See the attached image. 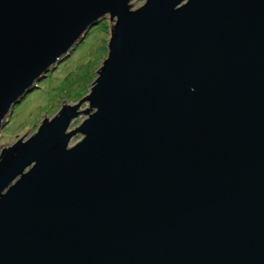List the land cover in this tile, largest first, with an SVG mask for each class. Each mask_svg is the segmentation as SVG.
Returning a JSON list of instances; mask_svg holds the SVG:
<instances>
[{
	"label": "water",
	"instance_id": "1",
	"mask_svg": "<svg viewBox=\"0 0 264 264\" xmlns=\"http://www.w3.org/2000/svg\"><path fill=\"white\" fill-rule=\"evenodd\" d=\"M132 1L0 0V128L116 20L90 93L0 145V264H264V0Z\"/></svg>",
	"mask_w": 264,
	"mask_h": 264
},
{
	"label": "rangeland",
	"instance_id": "2",
	"mask_svg": "<svg viewBox=\"0 0 264 264\" xmlns=\"http://www.w3.org/2000/svg\"><path fill=\"white\" fill-rule=\"evenodd\" d=\"M145 0H133L135 9ZM116 20L110 14L98 20V24L89 28L64 56L52 65L34 87L16 103L8 113L4 125L0 128V145H11L23 137L32 136L46 117H53L66 103L76 104L91 91L92 82L97 78V70L108 55L111 27ZM112 23V25H111ZM101 26V31L96 26ZM86 40L88 43L83 44ZM92 83V84H91ZM66 100L65 102H63ZM88 106L84 103L83 109ZM82 115L73 123L71 129L79 126L85 119ZM70 129V130H71ZM81 134L74 136L72 143L82 139ZM0 146V152L2 151Z\"/></svg>",
	"mask_w": 264,
	"mask_h": 264
},
{
	"label": "trees",
	"instance_id": "3",
	"mask_svg": "<svg viewBox=\"0 0 264 264\" xmlns=\"http://www.w3.org/2000/svg\"><path fill=\"white\" fill-rule=\"evenodd\" d=\"M96 28L99 29L98 32L102 30L100 25L96 26ZM86 35H90V32H87ZM88 41L89 40H86L85 42H83V44L88 43Z\"/></svg>",
	"mask_w": 264,
	"mask_h": 264
}]
</instances>
